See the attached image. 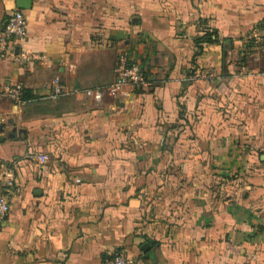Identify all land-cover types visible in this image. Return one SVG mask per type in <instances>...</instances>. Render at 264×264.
Here are the masks:
<instances>
[{
  "label": "crops",
  "instance_id": "0c3cea01",
  "mask_svg": "<svg viewBox=\"0 0 264 264\" xmlns=\"http://www.w3.org/2000/svg\"><path fill=\"white\" fill-rule=\"evenodd\" d=\"M14 0H0V27ZM24 94L104 87L121 50L151 80L102 99L0 98V264H264V0H32ZM216 38L205 40V30ZM194 37H202L197 43ZM44 54L45 59L37 58ZM212 68L211 78L190 71ZM39 154H45L44 161ZM147 241L150 246L143 250Z\"/></svg>",
  "mask_w": 264,
  "mask_h": 264
},
{
  "label": "built area",
  "instance_id": "2783aa9c",
  "mask_svg": "<svg viewBox=\"0 0 264 264\" xmlns=\"http://www.w3.org/2000/svg\"><path fill=\"white\" fill-rule=\"evenodd\" d=\"M26 35V17L20 8H14L8 15L3 26L0 28V57H9L16 63H24L34 58L35 53L24 48L20 41ZM248 43L253 45L255 51L264 54V19L256 25L246 36ZM19 45L16 50L15 46ZM44 54H37L36 57L45 59ZM114 78L104 87H81L79 85L68 86L63 82L59 74L53 75L50 79L41 84V93L35 96H25L24 84L20 81H5L0 84V98H6L17 104H24L37 97L57 98L70 94H85L92 96L96 101H100L104 90L111 93L116 92L123 86L131 89H144L150 86L151 80L146 76L142 66L126 51L121 50L113 66ZM264 73V71H263ZM216 75L213 69H194L191 77L211 78ZM46 159L45 154H39V160ZM10 208L9 190L0 191V222L8 213ZM102 264H135L133 258L122 251H116L111 256L106 257Z\"/></svg>",
  "mask_w": 264,
  "mask_h": 264
},
{
  "label": "trees",
  "instance_id": "16d2710c",
  "mask_svg": "<svg viewBox=\"0 0 264 264\" xmlns=\"http://www.w3.org/2000/svg\"><path fill=\"white\" fill-rule=\"evenodd\" d=\"M10 13H5L4 15H3V18H2V25H1V27L3 26V24H4V22L6 21V19H7V17H8V15H9ZM0 27V28H1ZM205 36L204 37H206V39L205 40H212V39H214V38H216V36H215V33L213 32V30H211V29H206L205 30ZM202 39V37L200 38V37H194V41L195 42H199L200 40ZM202 68H207V69H212V68H210V67H202ZM201 67H200V69H202ZM195 68H193V70H194ZM192 70V71H193ZM192 71H190V73L192 72ZM25 96H35V94L34 93H30L29 95L28 94H26ZM116 251H120V250H115V251H113L112 253H110L108 256H111L114 252H116Z\"/></svg>",
  "mask_w": 264,
  "mask_h": 264
},
{
  "label": "water",
  "instance_id": "95a60500",
  "mask_svg": "<svg viewBox=\"0 0 264 264\" xmlns=\"http://www.w3.org/2000/svg\"><path fill=\"white\" fill-rule=\"evenodd\" d=\"M14 1H15V5L17 8H27V7L29 8L32 5V0H14ZM15 49L18 50L19 45H16ZM149 246H150V243L145 241L142 243L141 248L143 250H146Z\"/></svg>",
  "mask_w": 264,
  "mask_h": 264
}]
</instances>
